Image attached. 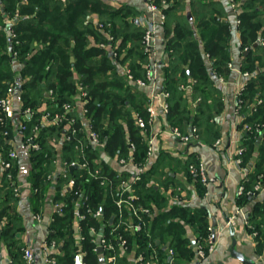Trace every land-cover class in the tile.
Segmentation results:
<instances>
[{"label":"trees","instance_id":"16d2710c","mask_svg":"<svg viewBox=\"0 0 264 264\" xmlns=\"http://www.w3.org/2000/svg\"><path fill=\"white\" fill-rule=\"evenodd\" d=\"M186 1L154 0L166 15L163 26L169 63L162 65V71L163 88L170 97L164 119L170 128H178L184 134L196 126L200 136L203 131L205 137L212 135L217 140L220 133L211 121L215 119L214 113L222 111L223 102L212 95L219 94L213 76L226 79L230 75L233 24L229 13L217 0H189L193 7L190 11L193 19L188 16L180 18L176 13L185 8ZM235 1L240 3L236 20L239 21L241 48L243 52L247 51L242 72L252 76L242 94L240 147L245 149L242 165L249 167L252 164L253 168L243 181L244 192L238 199L240 205L249 201L248 192L254 191L260 180L264 186V0ZM198 7L202 8L196 9L197 12L195 8ZM142 14L129 5L114 8L103 0H0V98L7 96L10 86H15L20 91L17 113L27 109L34 111L33 116H25V120L19 116L6 118L0 112L3 119L0 123V222L6 221L1 237L12 254L15 252L12 248L17 228L14 229L15 217L10 214L11 205L17 201L14 188L18 185V165L16 162L11 169H5L2 163L9 160L11 141L16 134L15 122L24 121L26 124L22 133L26 143L28 138L36 136L35 142L41 146L40 150L31 151L33 167L29 176L33 200L37 204H41L49 189L46 177L56 155L49 139L63 132L62 126H41L43 113L38 109L46 103L49 111H62L60 105L72 102L78 82L88 91L87 117L105 142L104 152L112 158H128L130 146H133L134 162L137 165L146 162L149 139L153 136L149 124L150 100L144 90L134 84V81L146 80L150 64V57L142 44L147 29L145 19L141 21ZM92 16L97 18V24L91 20ZM9 23L10 36L7 29ZM102 44L104 47H101ZM205 56L211 61V72L206 67ZM14 61L22 65L19 72L12 70ZM120 66L129 68L133 81L119 70ZM188 85L191 95L186 92ZM49 91H53L55 102L48 96ZM192 102L196 106L194 111ZM55 103L57 105L53 106ZM69 116L77 118L76 127L80 129L82 123L78 115L70 113ZM138 117L147 123L145 130L138 127ZM244 125H249L251 129L244 131ZM82 136L84 134L79 131L77 138ZM200 138L198 143L202 142L203 137ZM191 156L184 169L189 182L195 183L197 192L202 196L206 185L190 171L191 165L199 168L200 162ZM77 157L81 159L75 150V141L66 143L62 151L63 161L71 162ZM99 157L100 151L96 148L86 154L92 164ZM168 160L172 159L163 152L159 153L154 164L134 187L138 196L136 206L149 208L153 216H145L147 224L142 232L132 233L126 227L118 230L126 239L128 248L118 258L117 264H130L131 255L138 257L143 254L146 260L151 252L149 245L157 254L158 264L192 261L196 249L187 236L188 230L193 233L197 245H202L208 253L211 225L207 211L169 203L167 194L170 192L175 197L179 187L174 178L161 169ZM101 166L104 175L112 181V188L101 186L100 178H88L87 174L77 178L78 172H69L77 179L79 196L88 197L81 207L86 219L81 222L80 235L76 234L74 227L73 199L78 198L75 191L59 186L53 196L54 203L61 205L50 224L49 242L55 241L58 246V253L51 256L54 264H76L80 254L84 264H106L112 254L106 250L98 252L90 227L99 231L102 227L109 230L118 212L112 190L128 174H120L104 161ZM96 212H101V215L95 217ZM249 224L252 232L257 234V249L261 252L264 248V198L257 204L253 216L249 217ZM169 250L174 252L172 263L169 261ZM120 253L117 247V254Z\"/></svg>","mask_w":264,"mask_h":264},{"label":"crops","instance_id":"0c3cea01","mask_svg":"<svg viewBox=\"0 0 264 264\" xmlns=\"http://www.w3.org/2000/svg\"><path fill=\"white\" fill-rule=\"evenodd\" d=\"M103 1L114 8H119L126 4L143 13L145 11V0ZM217 3L229 13L234 30L231 40L232 68L230 69V75L226 79L213 76L219 94L213 93L212 95L218 97L223 102V109L219 114L214 113L215 119L211 123L216 125L215 129L220 133V137L217 140L212 135L209 137L206 135L205 137V133L202 131L201 137L203 138L201 143H197L191 147H184L171 134L161 110L158 109L156 118L151 126L153 135L156 136L155 157L152 159V164H154L161 152L172 159L168 160V163L166 162L167 164L164 168L161 167L166 175L174 178L181 189L175 197L170 192L168 194L164 193L167 194L170 205L180 204L181 206L191 208H204L207 211L208 220L213 232L215 248L212 252L207 253L201 260L195 256L192 261H182L179 264H264V248L261 252H258L256 236L253 235L251 225L249 224V217L253 216L257 204L264 198V191L258 196L250 197L249 201L239 205V187L252 170L253 165L251 164L249 167L243 165L237 166L233 162L236 150L242 143V132L240 129L242 120L237 115L235 108L237 94L245 83L242 65L247 51L243 52L241 48L240 32L238 31L236 20L239 7L236 11H233L229 0H217ZM192 8L190 1L187 0L185 8L176 14L180 18L188 16L189 19H193L190 14ZM200 8L202 7L195 8V10H199ZM17 21L18 19L15 20V22ZM8 26L7 29H9L8 33L10 36V23ZM165 44V27L163 24H159L155 32L153 56L150 59V63H155L157 66L155 68V77L156 74L157 77L154 83L143 89L152 103H155L154 95L163 87L162 65H168L169 63ZM204 58L206 67L211 72V61L206 56ZM21 69L22 65L19 62H12L13 71L19 72ZM191 91V87L189 86L186 92L191 95ZM19 106L20 99L17 94L16 107ZM19 123L21 121L15 122L16 134L14 140L11 141L12 149L18 155L14 163L17 162L18 165L17 184L20 189V195L17 197L16 203L11 205L12 212L10 214L12 218L15 217L14 229L17 228V233L13 240L15 244L12 248L15 252L11 253L8 245L1 237V229L6 224L5 220L1 221L0 264H24L23 250L26 248L31 249L35 254L36 260L42 263L45 243L49 241L51 219L54 218L56 211L53 200L54 192L50 189L46 191V196L41 204L40 202L37 204L33 200V188L29 181L33 167L31 162L32 150L25 142L24 136L16 130ZM218 141H220L219 145L216 144ZM191 155L196 157L203 165L209 179V183L206 185V192L202 196L197 192L195 183L189 182L184 169V164ZM156 182L159 183V180H156ZM35 213L41 215V221L34 218ZM75 231L79 235L76 229ZM187 236L193 242H196L190 230H188ZM129 259L130 264H140L133 255Z\"/></svg>","mask_w":264,"mask_h":264},{"label":"built area","instance_id":"2783aa9c","mask_svg":"<svg viewBox=\"0 0 264 264\" xmlns=\"http://www.w3.org/2000/svg\"><path fill=\"white\" fill-rule=\"evenodd\" d=\"M231 8L233 11L237 9V3L235 0H229ZM146 4V12L149 14V22L147 23V29L145 31V35L143 38V48L145 52L149 55L150 59L153 56L154 51V33L156 31L158 24H163L166 21V15L161 12V8L158 7L154 0H145ZM157 18V20H155ZM146 21V20H145ZM239 24V21H237ZM149 64L148 69V79L155 78V71ZM229 68H232L231 63L229 64ZM243 73V72H242ZM243 77L245 78V83L240 88V96H242L246 86L247 81L252 77L249 73H243ZM137 84L140 87H145L146 82L144 81H137ZM20 91L15 86H10L7 92V96L0 98V112L4 114L6 118L15 119L17 116L22 117L25 120V116L28 118L32 117L34 111L30 109L16 111V95H19ZM53 91L48 92V96L51 97V100L55 102L53 99ZM156 96L158 105H151L148 107V112L150 115L149 124L152 126L154 119L156 118L157 110L160 109L163 114L168 112L169 105L166 103V98L169 96L168 93L165 91L158 92ZM88 103V91L86 88L81 84L77 83V93L72 98L71 103H62L60 105L62 111L60 112H51L49 111V106L46 110L40 111L43 113L41 117V126L51 127V126H62V131L58 135L53 136L49 139V144L54 147L56 150L55 158L53 159V166L51 168L50 173H48L46 177V183L49 184V189L56 193L57 188L62 186L63 189L69 191H75V195L78 198L73 199V205L75 206L74 212V227L77 230L78 234L80 235L82 228L81 222L86 219V215L82 212V206L85 205V202L88 200L87 196L80 195L79 190L77 191V179L76 177L72 176L69 172H72L71 169L76 167L72 173H77V178L82 177L83 175L87 174L88 178L93 179H101V186H111L113 187L112 181L108 180V178L104 175L103 167L101 166V162L104 161L106 164H109L114 170L121 173H127V178L121 179L119 182L116 183L115 188L112 190V196L114 202L118 208V212L115 214L114 220L111 221V225L109 230L102 227L99 230L95 229L94 227H90V233L95 237V242L97 244L96 249L102 248L103 251H111V256L105 261L106 264H117L118 258L122 257V255L126 252L128 248V244L126 239L122 234L118 232V230L122 227H126V230H131L132 233H139L142 232L143 229L146 227V220L145 216L152 217V211L147 207H138L136 206L135 202L138 200V196L134 193V187L137 183H139L142 179V175L148 170V168L152 165V159L155 156V140L156 136H152L149 139V148L147 154V160L142 165H137L133 158V146H130L131 154L128 158H112L108 156L107 153L104 152L105 142L101 140L100 135L97 131L93 129L90 119L87 117V108L86 104ZM244 102L243 99L237 97L236 100V113L240 115V111L242 109ZM53 104V106H56ZM70 113H75L81 119L82 127L79 129L76 127L77 125V118L73 116H69ZM19 114V115H17ZM17 121V120H15ZM3 122V119L0 118V123ZM137 125L140 129H146L147 123L142 119L139 118L136 121ZM39 126L35 128V132L37 133ZM251 128L249 125L244 126V131H249ZM19 133H23L26 130V124L24 121L19 123L17 129ZM81 131L84 136L77 138L78 132ZM171 134L178 139L184 147L190 145L193 142H198L200 138L199 130L196 126L191 127L190 131L186 134L179 131V129L174 128L170 130ZM7 135V133H5ZM35 137L28 138L27 141L30 145L31 150L38 151L40 150L41 146L39 143L35 142ZM75 141V150L78 151L79 157L81 159L74 160L71 162L63 161L62 159V151L63 146L66 143H70ZM217 145L220 144V141L216 143ZM98 149L100 151V157L94 160L93 164L88 161L86 158V154L89 150ZM245 149L242 147H238L236 150V155L233 159V162L237 166H241L243 163L242 155L244 154ZM18 158L17 152L12 149L9 153V160L2 163L5 169H11L14 161ZM191 173L199 176L202 179V182L207 185L209 183V179L206 175L205 169L203 165L200 163L199 168L194 166H190ZM11 178V176H9ZM262 180L258 182L255 187L254 191H249L248 195L250 197H255L260 195L264 191V186L262 185ZM81 191V190H80ZM178 191H181L178 188ZM239 196H241L244 192V185L242 184L239 187ZM14 195L15 197H19L20 189L19 186L16 185L14 188ZM116 197H115V196ZM54 208L60 210L61 205L58 203H54ZM101 212H96L94 214L95 217H99ZM34 218L38 221L42 220V217L39 213L34 214ZM54 221V218L51 219V223ZM109 231V232H107ZM253 235L256 236V232H253ZM117 242V243H116ZM117 245H116V244ZM150 255L146 260H144V255L140 254L136 257V260L143 261L141 264H158V257L157 254L152 247ZM117 247L120 249V255L117 254ZM215 248L214 245V237L213 232L211 229V233L209 234V246H208V253L212 252ZM57 243L55 241L45 243V247L43 250V261L38 262L36 260L34 252L26 248L23 250V258L24 264H54V260L51 258L52 255L57 254ZM169 261L172 263L174 259V252L173 250L168 251ZM206 256L205 249L202 245H197L196 242V257L201 260Z\"/></svg>","mask_w":264,"mask_h":264},{"label":"rangeland","instance_id":"374dc122","mask_svg":"<svg viewBox=\"0 0 264 264\" xmlns=\"http://www.w3.org/2000/svg\"><path fill=\"white\" fill-rule=\"evenodd\" d=\"M237 3V8H238V4H239V2H236ZM144 5H145V11H144V13L140 16L141 17V21L143 20L144 21V19L146 20L145 22H146V25H148L147 23L149 22V14H147V12H146V4L144 3ZM91 20L92 21H94V22H96V24H97V18L95 17V16H92L91 17ZM155 20H157V18L155 19ZM140 21V20H139ZM142 21V22H143ZM145 25V26H146ZM159 25V24H158ZM158 25H157V27H158ZM156 32V31H155ZM109 37V39H111V36H108ZM154 39H155V33H154ZM101 47H104V45L102 44L101 45ZM145 51V50H144ZM114 55H116V54H114ZM151 65V68L153 69V71H155V68L157 67L156 66V64L154 63H150ZM148 67V69H149V65L147 66ZM148 69H147V71H148ZM119 70H121L123 73H125L126 75H127V77H128V79H130L131 81H133V79H132V76L130 75V70H129V68L128 67H126V66H120V68H119ZM120 71V72H121ZM156 77H157V74H156ZM156 77L155 78H153L152 80L151 79H148V72H146V86L145 87H147V86H149L151 83H154L155 82V80H156ZM137 81H142V80H137ZM137 81H134V84L137 86V87H139V88H142V89H144L145 87H140L138 84H137ZM144 81V82H145ZM189 87V85L187 86V87H185V88H188ZM161 91H165L166 93H168L163 87L160 89V91H159V93L161 92ZM239 91H240V89H239ZM158 93H156L155 95H157ZM154 95V99H155V103H152V101L150 100V102H149V107L151 106V105H153V104H155V105H158V102H157V99H156V96ZM168 95H169V93H168ZM187 95H190V94H187ZM170 97V95L166 98V103H167V99ZM237 97H240V98H242V96H240V92H238V94H237ZM237 97H236V100H237ZM45 106V107H44ZM47 107H48V105H46V104H42L40 107H39V111L40 110H46L47 109ZM191 107H192V109H193V111H194V109H196V106H195V103H191ZM49 109V108H48ZM236 109V108H235ZM168 113V112H167ZM166 113V114H167ZM166 114H163L162 113V115L165 117V115ZM238 115V114H237ZM239 117L241 118V120H242V116L241 115H239ZM244 117V116H243ZM143 119V118H142ZM144 120V119H143ZM145 121V120H144ZM245 126V125H244ZM244 126H243V130H244ZM139 127V126H138ZM193 127V126H192ZM171 129H174V128H170L169 127V130H171ZM178 129V128H177ZM144 130V129H143ZM180 132H181V130H179ZM190 131V130H189ZM188 133V132H187ZM21 135H23L22 133H20ZM201 137V136H200ZM199 140H201V138H199ZM195 143H198V142H193V143H191L190 145H187V147H191L192 145H195ZM27 145L30 147V145H29V143H28V141H27ZM196 246V245H195ZM196 249V248H195Z\"/></svg>","mask_w":264,"mask_h":264},{"label":"water","instance_id":"95a60500","mask_svg":"<svg viewBox=\"0 0 264 264\" xmlns=\"http://www.w3.org/2000/svg\"><path fill=\"white\" fill-rule=\"evenodd\" d=\"M10 41H11V40H10ZM75 169H76V167H73V168L71 169V171L73 172V170H75ZM192 245L195 246V245H196V242H193ZM102 251H103L102 248H99V249H98V252H99V253H101ZM76 264H84V262H83V256H82L81 254L77 256Z\"/></svg>","mask_w":264,"mask_h":264}]
</instances>
